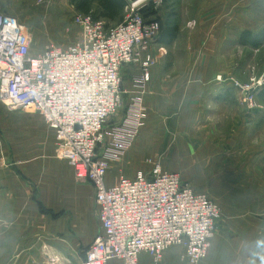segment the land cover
Wrapping results in <instances>:
<instances>
[{
  "label": "built area",
  "instance_id": "1",
  "mask_svg": "<svg viewBox=\"0 0 264 264\" xmlns=\"http://www.w3.org/2000/svg\"><path fill=\"white\" fill-rule=\"evenodd\" d=\"M146 1L129 4L124 22L110 30L91 15L77 16L76 43L68 48L51 45L38 54L32 53L27 28L0 9L1 101L11 109L40 113L55 133L61 158L70 162L79 180L89 181L95 189L101 231L84 264L112 260L141 264L142 255L158 263L176 245L185 249L191 264H199L208 255L220 214L206 194L194 191L179 174L164 171L160 164L149 173L141 171L134 178L122 176L114 186L107 184L110 163L121 157L138 133L131 119L120 128L108 127L126 93L123 71L139 68L135 84L142 95L157 64L152 46L162 25L141 12ZM263 85L264 74L257 85L237 84L249 101ZM133 105L139 111L131 109L128 117L139 115L140 129L139 95Z\"/></svg>",
  "mask_w": 264,
  "mask_h": 264
},
{
  "label": "rangeland",
  "instance_id": "2",
  "mask_svg": "<svg viewBox=\"0 0 264 264\" xmlns=\"http://www.w3.org/2000/svg\"><path fill=\"white\" fill-rule=\"evenodd\" d=\"M231 2L236 7L226 6L225 3ZM0 9L17 17L27 28L33 39V54L41 53L51 45L68 48L80 36L74 19L84 14L72 0L43 3L40 0H0ZM141 12L148 20H156L163 27L169 18H173L179 31L185 20L201 15L234 17L242 26L241 33L245 29L243 34L252 36L253 24L264 22V0H217V4H213V0H162L158 5L147 0ZM124 14L126 18L127 12ZM175 58L184 59L181 54H175ZM238 58L239 78L234 79L233 84L240 93L241 105L255 110L257 96L264 90V85L256 88L253 101H249L237 84L245 87L260 81L264 74V45L259 50L241 45ZM129 72L122 74L125 92L131 89ZM218 79L223 81L225 77ZM129 100V94L125 93L122 106L108 122V127L120 128L130 124L131 119L136 122L134 128L138 133L121 157L110 163L107 178L112 176L110 170H114L120 180L122 176L132 178L141 171L149 173L155 164H160L164 171L179 174L194 191L206 194L219 208L208 255L199 264L207 259H238L241 257L238 253L243 255V251L247 259H264V178L249 171L247 166H233L234 160L221 159V153L200 152L207 148L206 143L201 142L203 129H192L188 120L169 118L165 111H159L151 113L147 123L142 119L143 128L139 129V115L128 117L132 115ZM133 109L139 111V106L133 105ZM155 153L164 157L154 158ZM240 163L246 161L242 159ZM5 177L10 182L0 179V195L12 190L16 199L21 196V200L26 194L27 207L39 208L41 215L62 218L65 264L67 260L74 264L84 259L100 228L93 185L87 180H79L70 162L61 158L55 133L40 113L11 109L0 99V178L5 180ZM257 195L260 197L255 198ZM3 203L1 198L0 208ZM256 236L259 243L255 241ZM6 240L7 237L1 242ZM220 240L228 242L225 248L216 247ZM232 242L238 245H232ZM153 263L191 264L185 257V249L178 245L167 250L161 262L153 260ZM0 264H7V259H0Z\"/></svg>",
  "mask_w": 264,
  "mask_h": 264
},
{
  "label": "crops",
  "instance_id": "3",
  "mask_svg": "<svg viewBox=\"0 0 264 264\" xmlns=\"http://www.w3.org/2000/svg\"><path fill=\"white\" fill-rule=\"evenodd\" d=\"M213 4H217V0H213ZM225 4L236 7L232 2ZM182 25L171 45H167L165 27L162 26V33L152 46L157 64L152 69L144 94L141 95L135 84L139 68L124 69L123 73L131 71V89L126 91L132 104L130 110H134L133 104L139 95L144 122L147 123L151 113L159 111H165L169 118L188 120L192 129H203L201 142L206 143L207 148L200 149V152L221 153V159L234 160L231 162L233 166H247L249 171L253 170L259 178H264V90L257 96V108L248 110L241 105L240 93L233 84L234 79L239 78L240 46L259 50L264 45V22L250 26L252 36L244 35L245 29L241 33L242 26L237 18H221L216 14L185 20ZM175 54L183 55V61L177 60ZM220 76L225 80H219ZM155 154L154 158L158 155L164 157L161 152ZM242 159L246 163H240ZM110 173L112 176L107 178V184L114 186L118 184L119 177L114 170ZM6 178L0 179L4 182ZM26 196L16 199L12 190L0 195L4 202L0 208V259H7V264H65L62 218L41 215L39 208L27 207ZM97 231L95 238L101 228ZM6 237L7 240L1 242ZM255 241H258L257 236ZM227 243L220 240L216 247L225 248ZM232 245L238 243L232 242ZM85 255L74 264H84ZM238 256L241 257L207 259L202 264H264V259H247L244 251ZM140 261L141 264H154L147 255H142ZM66 263L73 264L70 260ZM108 264L124 262L112 260Z\"/></svg>",
  "mask_w": 264,
  "mask_h": 264
},
{
  "label": "trees",
  "instance_id": "4",
  "mask_svg": "<svg viewBox=\"0 0 264 264\" xmlns=\"http://www.w3.org/2000/svg\"><path fill=\"white\" fill-rule=\"evenodd\" d=\"M72 3L84 15H91L96 22L104 23L107 30L124 22L129 5L128 0H72ZM165 33L167 45L173 44L179 34V26L173 18L167 21Z\"/></svg>",
  "mask_w": 264,
  "mask_h": 264
},
{
  "label": "water",
  "instance_id": "5",
  "mask_svg": "<svg viewBox=\"0 0 264 264\" xmlns=\"http://www.w3.org/2000/svg\"><path fill=\"white\" fill-rule=\"evenodd\" d=\"M139 1H141V0H128L129 4H135V3L139 2Z\"/></svg>",
  "mask_w": 264,
  "mask_h": 264
}]
</instances>
